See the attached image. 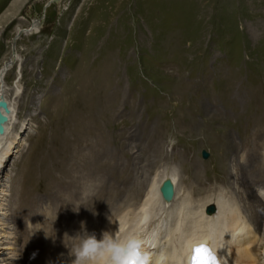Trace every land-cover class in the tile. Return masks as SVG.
<instances>
[{"label":"rangeland","instance_id":"374dc122","mask_svg":"<svg viewBox=\"0 0 264 264\" xmlns=\"http://www.w3.org/2000/svg\"><path fill=\"white\" fill-rule=\"evenodd\" d=\"M13 52L0 264L52 222V154H101L124 182L172 171L179 196L216 183L242 206L240 172L264 163V0H0V67Z\"/></svg>","mask_w":264,"mask_h":264},{"label":"bare ground","instance_id":"6f19581e","mask_svg":"<svg viewBox=\"0 0 264 264\" xmlns=\"http://www.w3.org/2000/svg\"><path fill=\"white\" fill-rule=\"evenodd\" d=\"M60 1L51 0V3ZM39 29L40 23L34 22L31 30L37 32ZM12 59L14 52L0 67V99L7 102L9 109L5 112L0 108V113L6 117L0 130V170L17 144V141L11 142L14 132L8 131L15 109L3 94L1 86L3 73ZM15 127L13 125L12 129ZM75 155L52 154V222L32 231L28 240L26 237L20 258L22 264H71L68 248L72 247L73 241L70 237L81 230L82 222L83 227L89 233L95 232L98 239L104 230L116 231L117 236H134L152 264H186L185 257L191 248L201 242H210L230 264H264V228H261L264 215L260 211L264 209V194L253 188L254 177L264 182V163L252 166L253 170L251 168L249 172L252 181L249 182L244 177L246 171L241 167V206L233 196L235 193L227 194L225 187L216 183L213 188L204 191L184 188L179 196L180 185L172 171L154 175L151 172L146 174V171H135L129 176L125 173L127 181L124 182L120 181L123 173L115 169L118 163L110 159L104 162L101 154L99 160L96 154L94 161L93 157L88 159L87 153L86 156ZM153 164L150 159L146 162L149 166ZM102 173L109 177L106 182H102ZM115 175L119 178L112 184L109 180ZM96 180L101 181L95 184L93 181ZM165 181L171 183L172 195L162 194ZM122 184L126 186L124 189L120 188ZM111 186L113 188L110 189ZM209 191L212 194L207 195ZM196 193L202 196L198 197V204L192 197ZM162 207L167 208L166 216L154 219L156 209ZM109 217L115 223H110ZM147 222L148 226H144Z\"/></svg>","mask_w":264,"mask_h":264},{"label":"clouds","instance_id":"9594fccd","mask_svg":"<svg viewBox=\"0 0 264 264\" xmlns=\"http://www.w3.org/2000/svg\"><path fill=\"white\" fill-rule=\"evenodd\" d=\"M94 195V193H89ZM264 213V209H260ZM110 223H115L109 217ZM73 241L69 249L71 264H129L136 258L139 248L134 236L116 235V231L104 230L98 239L95 232L89 233L81 224V230L70 237Z\"/></svg>","mask_w":264,"mask_h":264},{"label":"snow or ice","instance_id":"6c2138e0","mask_svg":"<svg viewBox=\"0 0 264 264\" xmlns=\"http://www.w3.org/2000/svg\"><path fill=\"white\" fill-rule=\"evenodd\" d=\"M194 252L196 254L193 256L194 264H217L216 257L206 246H196ZM129 264H136V261H130ZM139 264H146V259L139 260Z\"/></svg>","mask_w":264,"mask_h":264},{"label":"water","instance_id":"95a60500","mask_svg":"<svg viewBox=\"0 0 264 264\" xmlns=\"http://www.w3.org/2000/svg\"><path fill=\"white\" fill-rule=\"evenodd\" d=\"M13 61H14V59L10 60V63H13ZM0 108H2L5 112L9 111V109L7 107V102L5 100H2V99H0ZM5 121H6V117L0 113V130H2L1 123L5 122ZM161 191H162L163 195H172L173 187H172L171 183L169 181H165L162 185Z\"/></svg>","mask_w":264,"mask_h":264}]
</instances>
